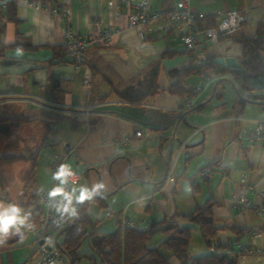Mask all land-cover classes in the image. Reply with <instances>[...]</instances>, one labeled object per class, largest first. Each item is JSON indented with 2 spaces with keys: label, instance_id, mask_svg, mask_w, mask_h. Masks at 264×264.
Listing matches in <instances>:
<instances>
[{
  "label": "crops",
  "instance_id": "1",
  "mask_svg": "<svg viewBox=\"0 0 264 264\" xmlns=\"http://www.w3.org/2000/svg\"><path fill=\"white\" fill-rule=\"evenodd\" d=\"M148 1L155 8H168L173 2ZM6 2L14 3L15 21L5 16ZM0 3V119L21 116L26 121L17 129L6 120L0 122V155L36 151L34 179L29 185L37 190L47 187L49 163L57 154L63 164L79 173L72 184V190L77 189L75 196L80 188L91 192L102 185L92 196L101 198L103 207L95 201L88 205L90 219L102 220L97 228L101 233L124 225L149 228L162 219L190 226L192 231L191 221L183 215L212 197L216 202L212 215L221 228L214 242L264 246L257 210L236 206L232 200L243 190L258 204V192L264 187V143H249L237 136L264 125V105L239 104L230 83L223 81L216 97L180 119L171 140L176 117L187 106L183 103L186 98L194 105L209 96L216 79L233 80L230 70L236 68L220 65L214 58L234 57L241 65L239 39L264 35V0H189L193 10L204 14L200 25L216 24L221 10L241 9L246 16L237 31L207 46L198 45L197 50L205 49L206 58H212L224 75L215 77L214 68L208 69L213 72V82L191 97L188 91L201 83L195 69L199 67L197 59L183 51L179 37L172 32L150 33L141 40L135 30L125 28L124 16L116 17L118 0ZM61 8L69 9V26L74 32H94L95 16L122 30L112 36L108 46L89 47L85 62L75 71L70 63L58 60L65 53ZM150 72H154L158 86L154 95L141 103L117 96ZM172 74L179 76L177 82ZM173 82L179 92L171 91ZM124 137L130 140L114 144ZM66 148L71 149L70 156H65ZM30 162L20 159L0 165V203L18 204ZM191 182L197 185L194 192ZM75 196L72 208L78 202ZM230 225L257 230L235 239L227 228ZM19 227L20 232L11 229L0 234V264H26L35 253L33 235ZM158 234L151 247L162 240L163 235ZM200 239L194 245L190 239V256L208 251ZM77 252L90 255L91 260L81 257L72 264H100L86 239ZM62 256L56 264H69L68 257ZM169 264L178 262L170 257Z\"/></svg>",
  "mask_w": 264,
  "mask_h": 264
},
{
  "label": "trees",
  "instance_id": "2",
  "mask_svg": "<svg viewBox=\"0 0 264 264\" xmlns=\"http://www.w3.org/2000/svg\"><path fill=\"white\" fill-rule=\"evenodd\" d=\"M5 5L6 18L15 21L14 3L6 2ZM199 22V26H207L200 25ZM239 42L241 44V67L244 71L230 70V75L234 80L232 81L234 84L236 83L237 89L244 97L264 100V35L256 33L252 37L240 38ZM210 68H214L215 77L224 75V70L216 68L210 57L206 58L203 67L195 69L199 73L202 69L208 70ZM172 75L177 78L174 80L177 82L179 76L177 74ZM176 82L171 83V91L173 92L180 91L178 86L175 85ZM222 83L223 80L217 84L214 92L215 97L220 93ZM157 90L155 74L150 72L136 85L117 92V96L129 103H141L147 97L154 95ZM188 94L191 97L195 93L190 90ZM185 100L183 101L184 104ZM237 102L241 104L245 101L237 100ZM191 106V104L185 106V110ZM4 120L13 126L18 125L20 122H26L21 116H12ZM35 155L36 151L22 155H0V162L2 163L20 159L31 161L24 180L25 188H30L32 195L28 197L22 196L18 204L23 206L25 212L30 209V213H28L32 221H35L40 214L36 194L37 189L31 183L29 185V181L34 179ZM190 185L191 190L194 192L197 189V185L195 182H191ZM91 201H95L100 205L99 207H103L102 199L96 196H92L91 199L83 202L78 201L75 204V215L72 225L70 224L73 216L57 238V246L60 252L65 254L72 263L78 261L81 257L87 258L90 262V255H80L77 252L80 244L86 239L91 251L99 258L100 264H169L170 257L175 258L178 264H237V256L219 252L220 250L230 249L232 244L214 242L217 231L221 228L215 225L212 215V207L216 204L212 197H209L203 205L197 206L192 212L183 215L197 227L204 245L208 249L206 253L194 256H190L188 251V244L191 239L190 226L178 225L172 220L162 219L147 229L124 225L119 226L110 233H101L97 231V228L102 220L92 221L88 213V205ZM227 228L233 232L235 239H239L246 232V229H239L233 225ZM155 233H161L163 238L158 246L149 247L147 243ZM210 247L214 248V251H210ZM161 248L168 251V256H165L160 251Z\"/></svg>",
  "mask_w": 264,
  "mask_h": 264
},
{
  "label": "built area",
  "instance_id": "3",
  "mask_svg": "<svg viewBox=\"0 0 264 264\" xmlns=\"http://www.w3.org/2000/svg\"><path fill=\"white\" fill-rule=\"evenodd\" d=\"M60 14L63 19L64 30V49L65 53L58 58L59 61L70 63L76 71L81 64L85 62L86 51L91 46L106 47L110 44L112 36L120 32L122 28L114 27L103 18L95 16L92 24L95 28L91 33L74 32L69 26V9L61 8ZM116 17H125V28L136 31L141 40L148 38L150 33H167L172 32L179 37L182 49L197 59V65L203 67L206 62L205 49L197 50L199 44L205 46L219 41L222 37L240 29L246 20L243 10H221L218 12L219 20L212 26H199L198 22L204 17L203 12L193 10L189 0H173L168 8H155L149 4L148 0H118ZM213 72L202 69L199 72L201 83L197 84L192 91L198 93L204 85L213 82ZM90 86V81L86 83ZM185 104L190 105V100L186 99ZM135 135L139 136L140 131L136 130ZM238 137L245 138L249 143H264V125H257L255 128L246 131L243 135L237 134ZM129 137L116 139L114 144L119 146L129 141ZM71 149L66 148L65 156H70ZM63 165V158L57 154L53 155L49 163V182L46 188L37 190V201L40 214L35 221L30 218V209L28 212L19 206L27 220L22 230L33 235L36 244L35 253L29 256L26 264H56L61 259L62 253L57 246V238L60 232L67 226L73 216L72 203L69 211L64 210L67 201L63 197H50V192L60 184V181L52 179L53 174ZM208 168L204 169L206 172ZM74 175L68 179L64 185L65 191L72 193V184L77 181L79 173L72 170ZM245 175H242L241 181H244ZM236 206L244 208H254L260 216V227L264 230V187L258 192V204L253 203L247 198L243 190L238 197H232ZM125 224L132 225L131 222L123 221ZM141 229H147L145 225ZM256 227L247 229L246 233L254 234ZM210 251L214 248L210 247ZM220 253L232 256L241 255H264V246H251L249 244L235 242L230 249L220 250ZM37 255V257H35Z\"/></svg>",
  "mask_w": 264,
  "mask_h": 264
},
{
  "label": "clouds",
  "instance_id": "4",
  "mask_svg": "<svg viewBox=\"0 0 264 264\" xmlns=\"http://www.w3.org/2000/svg\"><path fill=\"white\" fill-rule=\"evenodd\" d=\"M74 175L71 166L69 164L61 165L57 171L53 174L52 179L60 181V184L57 185L51 192L50 197H63V200L67 201L64 205V210L69 211V206L72 203V199L75 196L77 191L76 188H73L72 193L69 194L65 191L64 185L68 183V179ZM102 185H97L93 191H89L87 188L79 189V196H75V198L83 202L85 200L91 199L94 192ZM27 217L23 214L22 209L15 205L9 204L5 206L0 203V234H7L11 229H15L16 232H20V227L25 225Z\"/></svg>",
  "mask_w": 264,
  "mask_h": 264
},
{
  "label": "water",
  "instance_id": "5",
  "mask_svg": "<svg viewBox=\"0 0 264 264\" xmlns=\"http://www.w3.org/2000/svg\"><path fill=\"white\" fill-rule=\"evenodd\" d=\"M214 62H216V63H218V64H220V65H224V64H225V65H226L227 67H229V68H236V69H239L241 72L244 71L243 68L241 67V65L238 64V63L236 62V60H235L234 57H223V56H218V57L214 58ZM222 80H223V81H228V82L230 83V85L232 86V88H233V90H234V92H235V95H236V97H237V100H243V101H245V102L252 103V104H261V105H264V100L248 99V98L244 97V96L240 93V91L237 89L236 85L233 83V81H232L231 79L226 78V77L218 78V79H216V80L213 82V84H212V86H211V92H210L209 96H208L205 100H203V101H201V102H198V103L192 105L191 107L187 108L186 110H184L181 114H179V115L176 117V121H175V124H174V129H173V132H172V134H171V140H172V141H173V139H174L175 128H176L178 122L180 121V119H181L185 114H187L188 112L193 111V110H195V109L201 107V106L204 105L205 103L209 102V101L211 100V98L213 97V95H214V92H215V89H216V87H217V84H218L220 81H222ZM171 147H172V144L170 145V148H169V149H171ZM74 211H75V205H74V207H73V220H72V222H71L70 225H72V223H73V221H74V215H75ZM118 227H119V226H118ZM118 227H117V228H118ZM117 228H116V229H117ZM116 229H115V230H116ZM69 264H72V261H71L70 259H69Z\"/></svg>",
  "mask_w": 264,
  "mask_h": 264
},
{
  "label": "rangeland",
  "instance_id": "6",
  "mask_svg": "<svg viewBox=\"0 0 264 264\" xmlns=\"http://www.w3.org/2000/svg\"><path fill=\"white\" fill-rule=\"evenodd\" d=\"M4 121V119H0V122ZM13 122V121H12ZM9 123V122H8ZM22 123L25 122H20L18 125H10L9 126L12 129H17L19 126L22 125ZM5 163H9V162H5ZM2 164V162H0V165ZM28 182V181H27ZM28 184V183H27ZM32 195L31 189L30 188H25L24 190H22L21 194L19 195V199H21L22 196H30ZM192 231H191V244L194 245L197 242H200V236L198 233V230L196 228V226H194L192 224ZM158 233H155L148 241L147 245L149 247H151V243L153 242V239L157 236ZM160 234H158L159 236ZM160 251L165 255L168 256V251L164 248H161ZM237 264H264V255H241L237 257Z\"/></svg>",
  "mask_w": 264,
  "mask_h": 264
}]
</instances>
